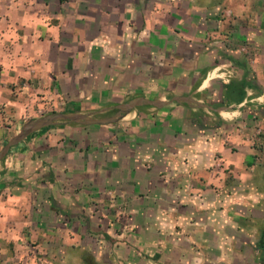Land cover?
Instances as JSON below:
<instances>
[{"label": "crops", "instance_id": "crops-1", "mask_svg": "<svg viewBox=\"0 0 264 264\" xmlns=\"http://www.w3.org/2000/svg\"><path fill=\"white\" fill-rule=\"evenodd\" d=\"M0 264H264V0H0Z\"/></svg>", "mask_w": 264, "mask_h": 264}, {"label": "water", "instance_id": "water-1", "mask_svg": "<svg viewBox=\"0 0 264 264\" xmlns=\"http://www.w3.org/2000/svg\"><path fill=\"white\" fill-rule=\"evenodd\" d=\"M10 146L11 145L6 146L4 151L0 154V160L3 159L7 155V153L9 152Z\"/></svg>", "mask_w": 264, "mask_h": 264}]
</instances>
